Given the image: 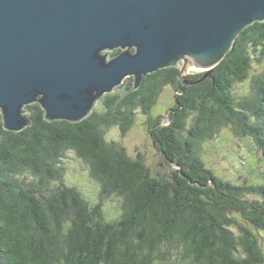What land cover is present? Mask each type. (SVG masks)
I'll return each mask as SVG.
<instances>
[{
    "label": "trees",
    "instance_id": "16d2710c",
    "mask_svg": "<svg viewBox=\"0 0 264 264\" xmlns=\"http://www.w3.org/2000/svg\"><path fill=\"white\" fill-rule=\"evenodd\" d=\"M263 60L264 23H255L211 78L163 69L136 91L126 79L125 98L104 95L100 109L80 123L47 122L33 104L24 113L32 126L12 133L0 115V264H263L259 238L241 219L264 231V184L225 180L199 153L226 127L264 151V71L251 76ZM249 79L251 92L238 98L236 85ZM169 87L177 95L162 126L164 117L150 111ZM139 110L148 116L155 148L177 167L170 176L153 177L141 154L131 158L106 140L111 128L125 135ZM69 152L90 167L102 198L122 199L116 221L61 182Z\"/></svg>",
    "mask_w": 264,
    "mask_h": 264
},
{
    "label": "water",
    "instance_id": "95a60500",
    "mask_svg": "<svg viewBox=\"0 0 264 264\" xmlns=\"http://www.w3.org/2000/svg\"><path fill=\"white\" fill-rule=\"evenodd\" d=\"M255 23L264 0H0L2 127L32 126L33 104L47 122L80 123L126 79L136 91L163 69L211 78Z\"/></svg>",
    "mask_w": 264,
    "mask_h": 264
},
{
    "label": "rangeland",
    "instance_id": "374dc122",
    "mask_svg": "<svg viewBox=\"0 0 264 264\" xmlns=\"http://www.w3.org/2000/svg\"><path fill=\"white\" fill-rule=\"evenodd\" d=\"M263 71L264 60L261 63L253 64L251 76H256ZM196 73H202V71L189 67L183 77ZM120 90V87L116 88L112 93H120ZM250 92V79L236 85L235 95L238 98L249 95ZM176 95L177 91L173 87L166 88L157 98L155 106L150 111L152 117L160 115L164 117L162 126L168 123V110L174 105ZM100 107L101 102L97 105L96 110H99ZM106 140L120 144L131 158L141 154L153 177L170 176L172 171L177 169L176 166L168 165L155 148L150 135L148 116L141 110L135 112L132 127L125 135H122L120 128H111L107 131ZM199 151L206 166L217 176L238 185L245 182L264 184V151L257 147L251 137H239L232 132L230 127H226L221 129L213 140L203 143ZM60 167L63 169L61 182L65 186L77 189L91 206L101 204L106 221L114 222L120 217L122 199L116 196L107 199L101 197L100 185L91 176L90 167L87 163L78 158L75 153L69 152L62 159ZM26 176L29 177L28 180L32 179L29 173ZM56 185L58 184H53V186ZM247 198L254 199L256 197L248 195ZM238 218L240 219V217ZM241 224L251 229L259 238L264 255V231L258 230L242 219ZM233 232H236L235 228Z\"/></svg>",
    "mask_w": 264,
    "mask_h": 264
}]
</instances>
